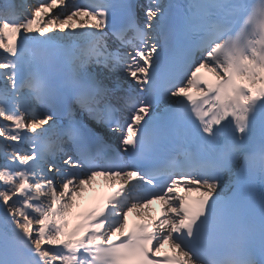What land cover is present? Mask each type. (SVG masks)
Instances as JSON below:
<instances>
[{"label":"snow or ice","instance_id":"obj_1","mask_svg":"<svg viewBox=\"0 0 264 264\" xmlns=\"http://www.w3.org/2000/svg\"><path fill=\"white\" fill-rule=\"evenodd\" d=\"M0 264H264V0H0Z\"/></svg>","mask_w":264,"mask_h":264},{"label":"bare ground","instance_id":"obj_2","mask_svg":"<svg viewBox=\"0 0 264 264\" xmlns=\"http://www.w3.org/2000/svg\"><path fill=\"white\" fill-rule=\"evenodd\" d=\"M83 201H84V199H83ZM87 201H84V203H86ZM75 223H76V221L74 220V222H73V226L75 225Z\"/></svg>","mask_w":264,"mask_h":264}]
</instances>
